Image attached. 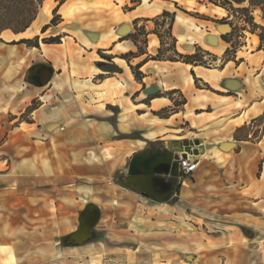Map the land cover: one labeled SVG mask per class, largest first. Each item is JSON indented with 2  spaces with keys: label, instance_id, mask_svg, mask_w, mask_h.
<instances>
[{
  "label": "rangeland",
  "instance_id": "rangeland-1",
  "mask_svg": "<svg viewBox=\"0 0 264 264\" xmlns=\"http://www.w3.org/2000/svg\"><path fill=\"white\" fill-rule=\"evenodd\" d=\"M104 1L105 4L101 6L113 12L116 20L125 19L120 12L116 13V10H113L110 2ZM213 1H216L218 5L224 4L222 0ZM200 3L203 6H216L209 0H202ZM139 4H141L140 0H130L122 7L124 10H128L129 7L131 9V7H137ZM98 7L100 6L97 5ZM35 9L36 7L30 5L28 0L4 1L0 4V29L3 27H10L15 30L21 29L25 25V22L34 16ZM232 9L237 11L248 9L249 16L253 17L255 23L259 27H264L263 7L254 8L250 5V0H247L243 4L233 2ZM185 12L189 13L187 14L189 16L195 15L192 16L194 18H206L204 15L185 10L181 6L176 7V13L186 14ZM227 13V17L225 18H228V23L229 25L231 24L232 28L228 39L229 42H226L229 52L218 57L204 50L217 58V60L213 61V57L204 55V61L207 65L206 68L210 70H224L225 66L231 62L232 69L231 71H226L225 75L234 74L242 79L241 72L247 70L245 65H241L245 61L243 58L250 56L247 52L253 49L252 45L257 44V40L254 37H259L262 34V30L255 29L252 31V27L247 23L246 17H248V14L246 13H236L231 10L227 11ZM65 17H69V15H65ZM211 20L217 19L212 18ZM171 23L174 25V22L170 20L163 21L160 19L157 22L152 21L151 24H148V31L143 26L144 24L139 25V27L136 25L133 35H138L139 48H137V51L139 52L140 50L148 54V56L157 57L159 50L155 54H149L147 51L148 36L153 34L160 40L157 35L159 34L165 43L164 48H162L164 50V59L161 61H167L166 58L173 57L174 55L170 51L173 41L166 35ZM140 28H145V32L147 33L146 38L142 33L138 32ZM54 37L63 38L61 35L58 36L50 33L42 39ZM129 37L124 40H129ZM247 43L248 50L245 48ZM263 46L264 42H261L258 50H262ZM123 48L125 51L117 47L120 51L126 52L127 49ZM198 48L202 49L197 46L193 54L197 52ZM109 50L111 51V49H107L106 57H112V60L103 59L105 55L97 54V61L93 67L95 70L100 71L99 76L92 78V74H88L87 68L83 67V75L79 76L77 74L75 77V82L78 86L80 85V88L76 87V124L84 125L86 130L91 129L90 125L99 126L101 124V127L104 126L96 135V139L89 140L90 135L87 133L84 136L82 135V142H79V140L77 144L70 142L69 132L74 122L68 123L69 120L65 116L67 114L66 110H63V108L67 107L68 99H74V94H66V89L64 94L62 90H56V88L53 90L52 95L46 98L48 106L40 114V117L35 113V110L43 105L39 97L35 98L26 109H24L23 105L18 106L12 111L6 107L0 108V264H135L134 258L130 255L122 256L116 254L121 249L120 245H123L120 240L130 243L139 241L148 242L147 238H141L138 235L137 225H135V223L139 222L137 217H140L142 222L148 216L147 214L143 216L133 209V205L136 204L133 193L131 190L126 189L123 183L128 175L126 169L127 161L134 156V154L132 155L134 151L143 152L146 150L164 149L170 141L202 140L201 137H203L207 142L211 143L210 147L215 148L211 149V152L206 156L203 155L204 157H201V165L195 173V177L192 175H183L181 177L182 181L193 183L196 182V179L200 175L209 180V182L199 187V191L203 193V196L209 198L208 201L204 200L206 204L204 207L205 211L208 213L214 211L219 216L231 211L248 212L260 216L257 215L256 211L259 209H263L264 211V207L259 208V205L264 203L262 199L258 198L246 201L239 196L237 192L239 187L229 189L222 183L221 179V177H248L252 182L251 188L264 183V161L258 160L257 152L259 150L257 143L264 134V120L252 121L236 135L238 139L246 140L245 142L253 144L247 145L250 149L255 150L248 156V154H241V149L237 148V144L233 141L222 142L219 139L225 136L221 133L225 132L228 124H235L232 119L238 113L236 109L223 110L222 113L232 110L233 114H225L221 118V121L218 120L219 113L217 114V111V120L214 124V115L211 114L210 118H205V115L198 114L200 112H196L195 108L199 107L194 106L190 98V102L185 109L183 106H178L186 99L183 93L178 92L173 93V95L172 93L164 92V94L158 93L155 96L160 97L170 94L169 97L173 100V105L166 109V111H162L161 116L167 118L175 114H178V116L173 117L166 124L162 125L158 121V117L153 120V116L155 115L153 112H150L147 117L138 119L140 126L137 130L123 133L119 131L118 126H130L133 123H137V117L135 115L133 119L125 115L122 117L120 115L121 108L118 106L115 108L101 106V102L105 98L113 101L117 93L112 92L105 96L96 94L95 91L99 93V89L97 90L90 85L97 80L111 78L113 80H122L125 86H128L125 81L126 78L123 75V69L115 61L126 54H121L120 51H117L115 55H112L108 53ZM78 56L81 59L85 56L87 58L88 55L81 51ZM146 59L147 57H144L142 62H137L135 58L130 57L128 60L135 67L138 65L137 63H143ZM125 62L127 63V61ZM148 62L159 61L149 60ZM49 65L51 66L52 63L49 62ZM151 65H153L155 72L162 70L157 66L158 64ZM238 67L241 69L237 70ZM54 70L56 71L55 68ZM64 72L67 78L66 83H70L69 70L65 68ZM144 77H149V75L144 74ZM26 79V82L31 84L28 75ZM156 81L162 82V78L150 75L146 83L143 80L142 83L136 80V82L145 87L155 84ZM196 85L201 90L216 94L209 91L205 87V83H198ZM124 89H129V87ZM211 89L219 92L213 87ZM40 91H33L32 95L34 96L39 93L42 96V91ZM219 93L231 96L232 99L238 98L232 92ZM91 95L96 97L97 102L93 101V108H87L88 103L85 100L90 99ZM133 98H130L131 102H134ZM145 102L148 103V100ZM212 104L224 106L223 103L219 105V103L213 102ZM94 105H98V108H94ZM235 105L236 107H241L240 102ZM55 106H59L60 108L51 109ZM80 107L83 110H80ZM190 107H193V113L199 116L198 119L202 121L204 126L209 124L208 128L197 131L191 126V124L195 125L187 115L191 110ZM206 107L204 109L200 108L203 110L201 113L213 111L211 109L205 111ZM84 109H89L92 112L91 115ZM134 109L132 106L127 107L125 114L129 111L131 114ZM184 111L186 112L184 113ZM122 118H124V121H122ZM91 119L95 121H89ZM151 127H153L154 131L157 130L158 132H150L152 133L150 137L154 141L148 142L145 132L151 130ZM78 161L81 163L79 165L82 168L83 166L87 167L92 172L93 177H74V169L80 167ZM32 163L34 165L31 168L30 164ZM22 168H28L27 170L31 171L25 173L26 170ZM258 179H262V182H257ZM207 187L209 188L206 189ZM180 189L181 187L178 188V191ZM89 203H93L99 207L100 222L98 229H109L110 235L117 236L115 240L119 244L113 247L111 254L104 255L101 253L107 248L105 246L103 248L100 246L80 248L68 244L69 237L80 227V217L85 212L86 206ZM233 206L236 209L230 210ZM101 235V233H97L96 239L102 238ZM124 251L126 252L125 249Z\"/></svg>",
  "mask_w": 264,
  "mask_h": 264
},
{
  "label": "crops",
  "instance_id": "crops-1",
  "mask_svg": "<svg viewBox=\"0 0 264 264\" xmlns=\"http://www.w3.org/2000/svg\"><path fill=\"white\" fill-rule=\"evenodd\" d=\"M107 1L111 3L113 10H116V13L120 12L125 19L116 20L113 12L101 6L105 4L104 0H68L58 12L61 21L58 25L49 27L43 34V28L50 25L54 18L53 12L58 3L56 0H34L38 7V13L30 27L21 33L6 30L2 32L0 37L2 40L0 42V108L6 107L12 111L23 105L24 109H26L35 98L39 97L43 105L35 110V113L40 117V114L48 106L46 98L52 95L53 90L55 88L56 90H62L64 94L66 89V94H74V99H68L67 107L63 108V110H66L67 114L65 116L69 120L68 123L74 122L69 132L70 142L74 144H77L78 140L82 142V135L84 136L87 133L90 135L89 140L96 139V135L104 126L101 127V124L99 126L90 125L91 129L86 130L84 125L76 124V87L80 88V85L78 86L75 82V77L77 74L79 76L83 75V67L87 68L88 74H92V78L99 76L100 71L95 70L93 66L97 61V54L100 53L106 56L107 49H111L108 53L112 55L120 51L117 47L122 48L123 51H125L123 47L127 49L126 52L120 51L121 54L138 52L137 47L131 40L124 39L134 34L136 25L139 27V25L144 24L143 26L148 31V24H151L153 19L159 17L165 11L176 13V6H181L185 10L206 16V18L201 19L183 13H176L172 34L177 41V51L180 54L191 55L195 52L197 46L218 57H221L227 51L228 44L222 40V36L231 33V26L229 24H217L209 20V18L223 19L227 17V11L221 7L214 5L203 6L200 3L202 0H140L141 4L137 5V7H131V9L129 7L128 10H124L122 6L130 0ZM39 2L40 5H38ZM97 5L100 7L97 8ZM218 8L223 10L224 13L222 11L217 13L215 10ZM65 15H69V17H65ZM135 21H138V24H135ZM50 33L61 35L63 37L62 43L54 45L43 44L41 42L42 38ZM5 37H12V40L8 41ZM36 37L40 38L39 48H29L24 44H12L21 40H33ZM148 37L147 51L149 54H155L160 49V40L153 34ZM254 38H256L257 44L252 45L253 49L248 50V43L245 47L248 50L247 54L250 56L242 57L245 61L241 65H245L247 69L241 72L242 79L234 74L225 75L226 71H231L232 69L231 62L225 66L224 70H210L194 65H190L191 67L187 68L188 64L181 62H147L140 71L145 75L148 74L149 77L150 75L161 77L162 82L156 81L155 84L144 88L142 84L136 82L128 64L125 62L128 69L119 63L117 64L123 69V75L128 86H125L122 80H113L111 78L97 80L90 85L97 90L99 89L100 92L97 93L98 91H95L96 94L105 96L108 93H117L113 101L105 98L101 102V106L105 108L107 106L113 108L118 106L121 108L120 115L122 117L124 115L132 119L134 115L137 117V123H133L130 126H118L119 131L123 133L137 130L140 126L138 119L140 120L141 117H147L150 112H161L173 105V100L169 97L170 94L156 98L155 95L158 93H172L173 91H177L175 93H183L187 100L186 105L183 106L184 109L190 101L193 104V98H196L199 94H204L202 96L209 95L207 98L210 101L206 104L205 111L208 109L213 111L201 113L202 109H204L202 107L195 108V111H199L200 113L198 114L205 115V118H209L211 114L214 115L215 118L212 121L215 124L218 113V120L221 121L225 114H233L232 110L222 113L223 110L236 109L238 113L232 119L235 124L227 123L225 132L221 133L225 136L219 139L222 142L233 141L237 144V148L241 149V154L250 156L255 150L250 149L247 145L253 144L245 142L246 140L237 139L235 136L237 135V130L264 116V46L262 50H258L261 42L259 37ZM152 42H156V47L153 50L150 49ZM81 51L88 55L87 58L86 56L81 58L83 61L78 56ZM144 57H148V54L135 58V61L142 62ZM49 62L52 63L51 66ZM151 64H158L157 66L162 70L155 72ZM37 65L52 68L53 77L47 85L48 87H37L31 80H29L31 84L26 82L27 75L29 79L30 70ZM240 67L237 70H240ZM65 68L69 70L70 83H66ZM199 68L201 75L197 73ZM192 71L195 73L196 78L199 79V84L211 85L219 92H232L238 98L232 99L231 96H217V94L201 90L197 87L195 80L190 86L192 92H187L186 80L188 82L189 77L194 79ZM237 75L240 76L238 73ZM149 77H144L143 81L146 83ZM116 83H119V85L117 86ZM126 87H129V89H124ZM37 90L42 91V96L39 93L32 95V92ZM131 97H134V102H131ZM149 97L151 98L149 99ZM95 98V96L91 95L90 99L85 100L88 103L87 108H93V101L97 102ZM219 98H226L228 101L220 102ZM146 100H148V103L145 102ZM213 102L219 103V105L223 103L224 106L213 105ZM238 102L241 103V107H236L235 104H238ZM97 106L94 105V108ZM129 106L135 109L131 114L129 113L130 111L125 114L126 108ZM58 108L60 107L55 106L51 109L55 110ZM80 110L83 109L80 107ZM85 111L90 115L92 113L89 109ZM175 116H178V114L168 119H160L153 116V120L157 118L164 125ZM89 121L95 120L91 119ZM122 121H124V118H122ZM194 125L191 124L197 131L209 127V124L204 126L202 123ZM152 128L145 132L148 142L154 141L150 137L152 134L150 132H158ZM201 138L204 142L206 156L211 152V149L215 148L210 147L211 143L207 142L205 138ZM257 146L259 147L257 151L258 160L264 161V134ZM136 153L139 152L134 151L132 155ZM79 164L81 163L78 161ZM33 165V163L30 164L31 168ZM79 166L73 171L75 178L93 177L92 172L87 167L83 166L82 168L81 165ZM24 169L26 170L25 173L31 171L27 170L28 168ZM195 173L192 174L193 177H195ZM221 179L222 183L229 189L239 187L237 192L246 201L258 198L264 201V183H261L262 179H258L257 182L261 184L253 188H251V179L248 177H221ZM207 182L209 180L201 175L198 176L195 183L180 180L181 189L167 203H156L132 191L136 203L133 205V209L143 216L144 214L148 216L142 222L140 217H137L139 222L135 223L138 235L141 238H147L148 242L130 243L120 240L123 245H120L121 249L116 254L122 256L130 255L134 258L135 264H261L264 255L263 209L256 211L257 215L260 216L248 212L234 211L223 213L221 216L214 213V211L208 213L204 207L206 206L205 201H208L209 198L203 196V193L199 191V187ZM263 204L259 205V208L264 207ZM234 209H236L235 206L230 210ZM98 226L99 223L93 229L94 238L78 247L100 246L103 248L105 246L107 248L101 253L104 255L111 254L113 247L119 244L115 240L117 236L110 235L109 229H98ZM97 233H101L102 238L96 239ZM161 239L162 241H160Z\"/></svg>",
  "mask_w": 264,
  "mask_h": 264
},
{
  "label": "water",
  "instance_id": "water-1",
  "mask_svg": "<svg viewBox=\"0 0 264 264\" xmlns=\"http://www.w3.org/2000/svg\"><path fill=\"white\" fill-rule=\"evenodd\" d=\"M53 77L50 67L37 65L30 70L29 79L37 87L47 86ZM205 155L201 139L170 141L166 148L136 153L127 161L128 175L123 183L126 189L145 196L156 203H167L180 187V159L200 158ZM100 221V210L93 203L86 206L80 217V227L68 244L80 246L94 238L93 229Z\"/></svg>",
  "mask_w": 264,
  "mask_h": 264
},
{
  "label": "trees",
  "instance_id": "trees-1",
  "mask_svg": "<svg viewBox=\"0 0 264 264\" xmlns=\"http://www.w3.org/2000/svg\"><path fill=\"white\" fill-rule=\"evenodd\" d=\"M4 1H6V0H0V4L3 3ZM28 1H29V4L30 5L36 7V9H35L36 12L34 13V16L31 19L27 20L25 22V25L21 29L15 30V29H12L10 27H3V28L0 29V33L4 32L6 30H11L14 33H21V32L26 31L30 27V25L32 24V22L35 20V18L37 16L38 7H37V4L34 2V0H28ZM56 1H57L58 5H57L56 9L53 12L54 18L52 19L50 25L45 26L43 28V30H42V33L43 34L48 30L49 27L58 25V23H59L58 21L60 20V16L58 15V12H59L60 8L68 0H56ZM132 1H137V0H132ZM209 1L211 3H213V4H215L216 6L225 9L226 11H230L231 10V11L236 12V13L237 12H241V13L248 14V17H246L247 23L252 27V31L255 30V29H261L262 30V34L259 35V38H260L261 42H264V27H259V25H257L255 23L253 17L252 16H249V10L248 9H242L240 11H237L235 9H232L233 8V2L234 3H237V4H243L247 0H222L224 2L223 5H218L217 2L216 1H213V0H209ZM38 5H40V2H39ZM250 5L252 7H254V8H256V7H263L264 8V0H259V1H257V0H250ZM176 7L178 8V6H176ZM185 13L186 14H189L187 12H185ZM175 15H176V13H170V12L165 11V12H163L162 15H160L159 17L153 19L152 21L153 22H157V21H159L161 19L163 21L170 20L171 22H174ZM192 16H195V15H192ZM209 20H211V19H209ZM211 21H213L214 23H217V24H229L228 23V18L211 20ZM135 24H138V21H135ZM172 28H173V23L170 24L169 29H168L166 35H167V37H169L173 41V44L170 47V51L173 53L174 56L171 57V58H166L167 61H170V62H181V63L188 64V65L201 66V67L206 68L207 65H206V62L204 61V55H209V56L213 57V61L217 60V58L215 56H213L210 53H208V52H206V51H204L202 49H199V48L197 49V52L195 54H193V55H183V54H180L177 51V47H176L177 41H176V39L172 35ZM138 32L139 33H142L145 38L147 37V33L145 32V28H142V29L140 28L138 30ZM157 35L159 36L160 42H161V45H162V47L159 49V53H158V56L157 57L148 56L147 59L143 63H140V64L136 65L135 67L131 65V63H130V61L128 59L130 57L137 58V57H140V56H142V55H144L146 53H143V52H141L139 50V52L137 54L136 53H128V54L123 55V56L120 57V59H123L124 61H127L128 66L130 67V69H131V71H132L135 79L138 82H140V83H142V80L144 78V74L140 71V69L142 68V66L145 63H147L149 60H152V61H161V60L164 59V56H163L164 50L162 48H164L165 43H164L162 37H160L159 34H157ZM229 36H230V34H227V35L222 36V40L228 43L229 42L228 41ZM137 38H138V35H131L129 37V40H132V42L135 44V46L137 48H139L138 47L139 46V43L137 41ZM61 40L62 39L60 37H54V38L42 39L41 42L43 44H46V45H54V44H61ZM0 42H2L1 39H0ZM12 44L13 45H16V44H24V45H26L29 48H32V47L39 48L40 47V38L39 37H36L33 40H21V41H19L17 43L14 42ZM228 52L229 51L227 50L225 53L227 54ZM103 59H110V60H112L113 58L112 57L103 56ZM192 76L194 77L195 83L198 84L199 79L196 78V75H195V73L193 71H192ZM100 78H102V77H100ZM143 87L145 88V86H143ZM205 87L209 91H212V92L216 93L217 95L225 96V95H223V94H221L219 92L213 91V89H211V87L208 84H205ZM175 92H177V91H173L172 94L175 93ZM186 103H187V101H186V99H184L183 102L180 105H178V106H185ZM162 111H166V109L165 110H162ZM161 112H153V114L156 117H159L160 119H168L167 117L161 116ZM258 120H262L263 121L264 120V116L261 117V118L256 119L255 121H258ZM245 127H243V128H245ZM243 128H241V129H243ZM241 129L237 130V133ZM235 138H237V137L235 136Z\"/></svg>",
  "mask_w": 264,
  "mask_h": 264
},
{
  "label": "bare ground",
  "instance_id": "bare-ground-1",
  "mask_svg": "<svg viewBox=\"0 0 264 264\" xmlns=\"http://www.w3.org/2000/svg\"><path fill=\"white\" fill-rule=\"evenodd\" d=\"M177 1V0H176ZM217 13H220L219 11H222L223 13H224V11L223 10H221L220 8H218L217 10H215ZM66 13V12H65ZM159 14V13H158ZM215 14V13H214ZM217 15V14H216ZM68 16V15H67ZM6 38V40H8V41H10V40H12V37H5ZM28 38V37H27ZM156 47V42H152L151 44H150V49L151 50H153L154 48ZM45 48V47H44ZM116 61V63H119L121 66H123V67H125V68H127L128 69V67H127V65H126V63H125V61L124 60H120V59H116L115 60ZM191 66L190 65H187V68H190ZM197 73H198V75H201V70H200V68L197 70ZM188 82H187V80H186V91L187 92H192V89L190 88V86L192 85V82H193V78L192 77H189L188 78ZM212 81V80H211ZM116 85L118 86L119 85V83H116ZM218 96V95H217ZM220 99V98H219ZM210 101V99L209 98H207V96H202V95H198L196 98H193V105L194 106H198V107H202V108H205L206 107V104L208 103ZM226 101H228L226 98H221L220 99V102H226ZM189 108V107H188ZM191 108V110H190V112H188L187 113V115H188V117H189V119L194 123V124H200V123H202V121H200V119H198L199 118V116L198 115H196V114H194L193 113V110H192V108L193 107H190ZM210 118V117H209ZM141 143V142H140ZM201 157H204V156H201ZM201 157H200V163H201Z\"/></svg>",
  "mask_w": 264,
  "mask_h": 264
},
{
  "label": "built area",
  "instance_id": "built-area-1",
  "mask_svg": "<svg viewBox=\"0 0 264 264\" xmlns=\"http://www.w3.org/2000/svg\"><path fill=\"white\" fill-rule=\"evenodd\" d=\"M180 172L181 176L183 175H192L195 173L200 166V158L192 157L187 160L180 159ZM261 264H264V255L261 260Z\"/></svg>",
  "mask_w": 264,
  "mask_h": 264
}]
</instances>
